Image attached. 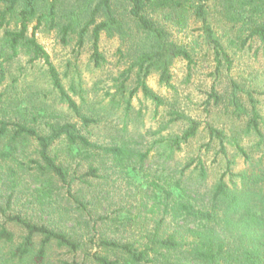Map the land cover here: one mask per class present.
<instances>
[{"label": "trees", "instance_id": "16d2710c", "mask_svg": "<svg viewBox=\"0 0 264 264\" xmlns=\"http://www.w3.org/2000/svg\"><path fill=\"white\" fill-rule=\"evenodd\" d=\"M67 1L0 0V82L5 79L8 61L24 55L29 63L42 62L57 103L77 119L61 118L52 103L33 95L27 100L0 93V162L6 163L7 178L27 182L30 202L38 206L39 213L33 220L6 213L0 206L4 217L0 241L6 245L0 264H54L53 249L68 254L58 257L57 264H264V163L238 141L240 133L252 131L260 137L258 145L263 138L252 94L239 89L236 82L228 97L219 95L213 86L208 92L215 105L225 96L232 113L246 117L245 127L235 134L232 131L234 137L230 138L223 129L205 126L223 154V141L228 138L248 163L244 171L229 173L230 183L221 174L209 196L199 199L180 181L189 164L173 184L177 192L161 173L149 178L146 172L145 187L137 185L143 195L134 212L128 208L110 211L103 201L105 188L98 181L94 185L93 180H108L114 170L129 167L147 171L144 165L149 150L142 151L123 136L109 144L91 139L90 129L99 122L102 109L87 102L84 89H76L72 82L68 88L64 85L35 35L41 25L59 26L63 42L77 33L80 44L90 29L91 58L97 67L105 62L98 49L100 34H117L128 45V66L117 79V93L122 98L128 94V107L138 90L160 105L163 97L146 83L151 69L168 85L174 60L184 59L190 66L199 45L196 40L178 43L170 30L198 31L199 40L213 53L217 72L223 61L231 63L229 49L240 50L253 39L264 40V0H127L121 10L113 7L112 0H97L89 10L83 3L62 11ZM61 12L67 18L64 24L57 21ZM101 15L104 18L99 20ZM82 17L85 20L77 30ZM132 71L135 86L127 93L125 81ZM239 92H245L249 112ZM187 120L181 134L166 138L171 148H179L197 134L200 122ZM81 162L85 163L82 171ZM197 163L204 177L202 161ZM10 186L16 192L17 184L9 182ZM11 224L24 230L19 241Z\"/></svg>", "mask_w": 264, "mask_h": 264}, {"label": "rangeland", "instance_id": "374dc122", "mask_svg": "<svg viewBox=\"0 0 264 264\" xmlns=\"http://www.w3.org/2000/svg\"><path fill=\"white\" fill-rule=\"evenodd\" d=\"M67 2L68 5L64 4L62 11H70L71 8H76L83 3L89 10L97 0H68ZM112 5L117 10H121L127 5V0H112ZM103 18V15L98 17L99 20ZM84 20L85 18L82 17L77 23V30ZM57 21H61L60 24L67 21L63 12ZM34 24V21L30 24L29 31ZM35 31L37 41L48 52L64 85L68 88L72 82L76 89H84L87 102L102 109L99 122L90 129L91 139L109 144L118 142L123 136L142 151L149 150L144 165L147 171H140L138 167H129L122 172L114 170L110 173L108 180H93L94 185L98 186V182H101L105 188L103 201L108 210L124 211L128 208L133 211L143 195L137 185L145 187L143 180L146 172L149 178L161 173L163 180L170 184L168 186L177 192L178 189H175L173 184L180 177L181 169L189 164L180 178L181 184L187 185L192 194L201 199L209 196L221 174L225 173L224 180L230 183L229 173L242 172L247 168L248 163L231 143L232 140L226 138L223 141L226 152L223 154L218 140L211 141L205 127L206 124H211L218 129H223L229 138L234 137L230 135L232 131L235 134V131L240 132L245 127L246 117L235 116L226 98L233 88V82L239 85V89L249 91L256 99V109L260 115L259 128L263 133L259 145L260 137L255 131L248 134L240 133L238 141L246 151H251L254 157L261 156L264 163V40L253 39L240 50L229 49L231 63L227 64L223 61L219 71L216 72L213 53L199 40L198 31L170 30L178 43L193 44V40L198 41L199 45L195 47L194 63L188 66L184 59H175L170 67L171 79L168 85L161 83L157 70L151 69L146 83L163 97V103L156 105L138 90L132 95L128 107L125 100L128 91L135 86V76L132 71L125 81L127 95L122 98L116 91L117 79L128 66L126 58L128 45L122 43L120 36L104 31L100 34L98 49L105 57V62L96 67L91 58L90 29L80 44L77 43V33L69 34L66 37L68 41L63 42L59 26L49 28L47 25H41ZM27 59L28 57L21 55L5 63L6 76L0 82V93L4 96L16 95L27 100L30 95H33L44 100L45 103H52L56 113L62 115L61 118L76 121L74 116L67 114L64 105L57 103L56 92L45 76L43 63H29ZM1 60L0 57V62ZM212 86L219 95L226 96H223V101L218 105H215L212 99H208V92ZM239 95L245 110L249 112L250 105L245 92H239ZM73 98L80 100L76 94H73ZM178 115H183L184 118ZM188 118L200 122L197 134L188 142L181 143L179 148H171V143L166 138L181 134L188 126ZM199 160L202 161L205 170L204 177L200 174L197 163ZM81 164L79 167L82 171L85 163L81 162ZM234 180L238 181V178L235 177ZM9 182L11 185L17 184L16 192L12 193L14 189L11 186L8 187ZM27 188L26 181L20 182L11 177L7 178L6 163L0 162V206L6 213H19L21 216L35 220L39 218L38 206L30 202L32 198ZM10 193L12 194L8 200ZM3 218L0 214L1 221ZM9 226L15 233L16 241H19L24 230L17 225ZM5 248L6 245L0 241V263L5 258ZM53 251L54 264L58 263L57 259L61 255H68H64L59 249H53Z\"/></svg>", "mask_w": 264, "mask_h": 264}]
</instances>
